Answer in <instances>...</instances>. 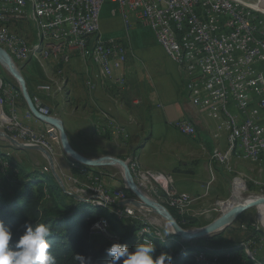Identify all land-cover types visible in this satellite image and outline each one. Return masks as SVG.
I'll return each instance as SVG.
<instances>
[{
    "label": "built area",
    "instance_id": "built-area-1",
    "mask_svg": "<svg viewBox=\"0 0 264 264\" xmlns=\"http://www.w3.org/2000/svg\"><path fill=\"white\" fill-rule=\"evenodd\" d=\"M39 1L41 19L48 28L46 41L49 58L54 60V0ZM62 1L63 60L71 52L83 58L89 56L96 68L95 77L111 78L123 87L125 80L122 70L127 62L126 49L118 42L95 38L100 30V13L107 0ZM114 1L125 31L128 32L138 23L149 29L166 58L176 64L184 79L190 105L208 119L219 118L209 133V139L217 142L211 151V161L222 165L228 173L233 160L259 165L264 163V11L241 0ZM19 8L17 0H0V16L6 19H21ZM0 40L14 44L15 52L23 56L24 63L32 59V50L25 51L12 39ZM7 55L12 59V54ZM90 78L87 77L86 86L93 88L94 83ZM31 100L39 114L49 116L50 110L42 106L36 96H31ZM5 105L10 107L8 121L11 127L5 128L9 135L21 144L37 145L51 151V143L18 120L14 96L7 85L0 86L1 109ZM25 118H30V112ZM103 120L118 137L125 138L123 129L114 121L106 116H103ZM173 127L184 137L195 135L194 126L187 120H176ZM48 136L52 139L56 137L52 131ZM222 140L225 142L223 148L218 145ZM127 164L133 180L145 187L152 197L162 194L167 204L179 212L191 204L192 201L186 196L169 193L165 183L163 186L160 181L164 179L161 174L141 171L134 159ZM78 173L85 182V190L92 194L88 198L90 204L108 209L126 200L121 190L109 193L89 170L80 168ZM122 207L121 211L114 212L118 220H126L133 215L131 206ZM108 228V222L99 218L91 234L99 232L109 236L113 242L117 238L108 234ZM135 237L137 243L165 240L150 225H142ZM241 246L246 247L244 244ZM244 254L249 259L248 264H263L251 257L247 249ZM193 258L202 264H210V261L215 264L218 261L217 256L208 258L202 253H194Z\"/></svg>",
    "mask_w": 264,
    "mask_h": 264
},
{
    "label": "crops",
    "instance_id": "crops-1",
    "mask_svg": "<svg viewBox=\"0 0 264 264\" xmlns=\"http://www.w3.org/2000/svg\"><path fill=\"white\" fill-rule=\"evenodd\" d=\"M104 10L106 11L104 17L108 21L103 22L95 38L105 42H118L126 49L127 62L122 70L126 86H119L111 78L94 79L96 68L92 65L89 56L83 58L78 53L71 52L66 60L40 61L41 59L36 56L37 50H35L32 56L39 60L28 59L20 66L28 92L31 96H36L42 106L63 122L67 141L83 157L91 159L112 156L126 163L134 159L138 162L141 171L151 174L152 172L160 173L170 192L171 189H175L179 193L190 196L199 195L207 184L200 179L203 174L196 171L200 164L204 163V158L200 159L199 150L203 148L204 151L207 150L210 153L217 145V142L209 139V133L219 118L208 119L190 105L184 88V79L180 76L178 67L163 55L161 47L157 45L149 29L138 23L126 32L114 0H109ZM60 74L66 76L62 85L58 82L61 79ZM89 76L93 77L92 81L95 84L93 88L86 86V79ZM59 97L63 102V97H66L65 102L68 105L74 103L65 120L57 110ZM14 102L17 118L25 126L43 137L50 135L51 131L54 132L51 127L49 128L32 116L29 119L25 118L29 111L23 99L15 97ZM9 115L8 105L3 106L2 109L0 107V126L8 122ZM103 116L111 119L123 129L124 139L108 128ZM179 119L189 121L195 128V135L186 137L183 141L191 145L189 148L168 138L173 123ZM50 142L57 146V142L51 138ZM91 142H97L100 145L104 142H112L114 145L103 148V150H109L108 153L106 151L97 152L99 148H96L94 153H87L86 151L91 149L88 143ZM155 144L164 149L156 151L153 148ZM218 145L223 148L225 142L222 140ZM30 152L36 151L14 150L12 146H6L1 153L9 159V162L16 160L23 167V162L27 161L26 158ZM54 159L56 162L57 159ZM205 159L204 169L206 171L209 167L212 180L214 182L219 180L220 183L225 181L216 175L213 176L212 165L208 163L207 157ZM60 160L62 170L66 172L74 170L72 162L64 158ZM1 162L4 161L0 160V164H3ZM213 166L216 174L226 171L216 162ZM111 168L115 166L91 168L89 172L99 174L101 178H108L118 184V181L108 172ZM177 168L181 169L175 170ZM21 170L26 173L28 169L21 168ZM8 172L10 173L11 170ZM225 184L224 189L228 187ZM185 186L188 190L187 188L180 190ZM194 198L198 199L201 196ZM108 211L109 213L116 212L112 207ZM128 220L130 219H126L125 222L130 223Z\"/></svg>",
    "mask_w": 264,
    "mask_h": 264
},
{
    "label": "rangeland",
    "instance_id": "rangeland-1",
    "mask_svg": "<svg viewBox=\"0 0 264 264\" xmlns=\"http://www.w3.org/2000/svg\"><path fill=\"white\" fill-rule=\"evenodd\" d=\"M241 1L246 4H250L254 7H259L261 10L264 11V0H241ZM108 2L109 0L106 1L100 13V17H99L100 30H101L103 22L108 21V19L104 17L106 15V11L104 10V8ZM26 17L27 18L21 17L22 19L14 18L13 20L9 21L10 22L8 24L9 29L11 31L13 30L14 33L16 32V34H18V36L23 38L26 42L33 43L34 41V44L37 45L38 41L36 37V25L33 19H31V15H27ZM162 53L164 55L163 51ZM32 58H35V57L32 56ZM21 65L22 63L15 62V66L22 76V73L20 72ZM95 75L96 74H94L93 76L94 79L97 78L95 77ZM0 77L1 79H4V81L2 80L4 84L6 83L8 85L9 83V85H11V88L16 93V97H18V99L21 100L22 96H21L17 82L14 81V79L9 75V73H7V71L1 64H0ZM65 77L66 76L64 74L59 75V78H61L58 81L60 82V85H62V81L63 79H65ZM93 77L91 76L90 78L91 81L93 80ZM125 86L126 85H124V87ZM63 100L64 102L62 101L61 97L57 99L58 101L57 110L60 112L63 120H65V118L66 119L68 118V115L70 114L71 108L72 106H74V103L69 104V105L66 104L65 102L66 97H63ZM170 130L171 131L168 133V138L170 140L179 142V144L182 145L183 147H186V148L191 147L189 143L183 142L186 137L179 134L175 128L171 127ZM0 131L8 136H11L9 135L8 131L3 126H0ZM54 135L56 137L53 140L57 142V146L53 145L50 142V138L48 135H45L43 137L44 140H46V142H49V144L51 143V146H52L51 151L47 150V152L52 157L53 172L51 171L50 164L47 161L46 157L38 151L30 152V154L26 158L27 161L23 162L24 163L23 167H21L16 160L15 161L12 160V162L15 163V166H11V165L9 166V164L1 162L3 163L1 164L2 172H7L8 170H11L12 177L13 175L15 177L16 174L24 175V173H22L21 168L23 169L26 168L28 169L27 172L25 173L26 175L33 173L36 176L37 173H39L41 176L42 174V176L47 177L49 181L53 182L54 184H58L61 190L66 195L71 197L66 200V203L72 208V207H75V205H77V203L79 202H85V203L88 202V198L92 194L85 190L84 188L85 182L82 176H80L78 172L76 173L74 170H71V172H66L65 170H62L60 159L64 158L69 161L70 159L63 153L62 149L60 148V144L57 138V133L55 131H54ZM112 145H114L112 142L111 143L104 142V143H101V145L98 144L97 142H91V143H88V146H90L91 149L86 152L94 153L96 152L95 151L96 148L100 149V150H97V152L99 153H102L104 151L109 152V150H103V148H106V146H108V148L113 147ZM6 146L10 147L9 143L0 139V153L3 151V149H5ZM153 148L156 149V151L158 152H159V149L161 150L164 149V147H161L160 145L157 146L156 144ZM13 149L17 150L15 148ZM199 151H200L199 152L200 159L202 160V158H204L203 162L205 163L206 162L205 158L207 157L208 163L212 165L213 176L216 175L217 177L224 179L225 181H223L224 183L222 181L220 183L219 180L214 182L212 180L213 177L211 175V170L209 169V167H207V170L205 171L204 163H201L198 169H196V171H199L201 174H203V176L200 177V179H203L204 183L207 182V184L203 187L202 191L199 194L201 198L195 199L194 197L195 196L199 197V195L190 196L188 194L179 193L175 189H171V192H170L166 185L168 192L171 193L172 195L173 194L183 195L192 201L191 204L183 210V212L182 211L179 212V210H177L175 207L173 208L170 207L167 204V202L164 200V196H162V194H158L157 196L152 197V195L149 193V191L145 187H143L139 182L135 181L139 190L144 194L146 198H148L150 201L156 202L157 204L165 208L168 211V213L172 216V218H174V220L176 217H178L184 225V228L183 227L181 228L187 231H194L195 229L203 228L211 224L221 214L222 208L227 209L234 205V203L236 202V200L234 199L235 195L241 197L242 199L252 198L254 196L264 197V163L259 165V164H255L251 162L233 160V162L229 166V171H230L229 173L226 171H222V172H219V174H216L213 168L214 167L213 163L215 162L211 161L210 159L211 151L210 153H208L207 150L204 151L203 148H200ZM101 157H104V156H101ZM54 158L57 159L56 162ZM75 165L80 166L78 164H75ZM180 169L181 168L179 169L177 168L175 170H180ZM108 172L112 174L113 178L118 181V184L113 183L112 181L108 180V178L106 179L105 177H102L103 178V181H102L101 175L94 174L95 176L99 178L98 182H100L101 186H103L109 193H112L113 191H116V190H121L124 194V199L126 200H132V199L137 200L136 196L126 188L125 183L122 178V171L119 167L115 166V168H111ZM157 174L160 175V173H157ZM15 179L17 178L15 177ZM160 181L162 185L164 186L163 184L164 179ZM224 184L228 185V187L225 188L228 192L223 188ZM184 188L185 189L187 188L188 190V187L186 186L181 187L180 190H183ZM230 198L232 200L230 201V204L227 207V205L225 204L227 201L230 200ZM48 204H49L48 202H45L44 205L48 206ZM131 208L133 210V215L128 217V219H130L128 221L130 222L131 225L136 224V223L137 224L139 223L140 226L150 225L152 227V230L156 229V231H158V233H160L162 236H164L165 233H169L168 224L165 221H163L159 216L155 215L154 213L150 214V213L141 212L135 207H131ZM107 210H109V208ZM261 216L264 217V208L260 210L256 206L254 208L248 209L242 212L241 214H239L238 216H236L234 218V222L230 226H228L222 232L218 233L221 236L219 244H218L221 249L230 250V249H233L238 244L240 246H239V249L235 251L237 254L230 253V254L225 255V257L215 255L217 256V260H218L217 262H215V264H240L242 262L248 264L249 259H247L246 255L244 254L245 249H247L248 253H250V256L251 257L253 256L254 259L257 258L261 261H264V227L261 222L262 220V218H260ZM92 236H94L93 244H92V251L94 250V252L98 248L107 244V242H112L109 239V236H104L99 232L92 233ZM167 236H170V234H168ZM173 240L178 243H182V241H180L178 237L176 236L174 237ZM241 244H244L246 247L245 248L242 247ZM198 245L207 246L209 244L202 242ZM158 250H159V253H158L159 255L161 253L160 248ZM209 263L214 264L211 261Z\"/></svg>",
    "mask_w": 264,
    "mask_h": 264
},
{
    "label": "trees",
    "instance_id": "trees-1",
    "mask_svg": "<svg viewBox=\"0 0 264 264\" xmlns=\"http://www.w3.org/2000/svg\"><path fill=\"white\" fill-rule=\"evenodd\" d=\"M0 160L9 166H15V163L9 162V159L2 153H0ZM74 167L76 173L79 168L91 171L81 165ZM22 173L24 172L22 171ZM13 177L11 172L3 173L0 164V221L11 228L14 239L24 231L26 224L35 226L37 223H47L52 229V235L48 238V242L51 245L50 252L56 258V264H78L75 258L77 254L91 257V264H105L111 259L107 255L106 249L112 243L127 244L130 250L137 243L135 234L142 227L139 223L127 224L126 220H118L114 212L109 213L107 209L90 203L79 202L71 208L66 203V200L71 197L66 195L58 184L49 181L42 174L40 176L37 173L35 176L33 173L27 175L24 173V175L16 174L17 179ZM45 202L49 203L48 206L44 205ZM112 208L116 211L123 209L117 204L112 205ZM99 218L108 222L109 235L115 236L117 239L107 242L94 252V250L92 251L94 236L91 234V229ZM175 220L184 228L178 217ZM174 237L166 236L164 241L152 240L156 248L153 254L154 259L160 248V252L172 256V264H202L194 260V253H202L208 258L215 255L225 257L230 253L235 254L240 246L238 244L230 250L221 249L218 245L220 234L182 243L174 241ZM202 242L209 245H198ZM259 261L264 264V261Z\"/></svg>",
    "mask_w": 264,
    "mask_h": 264
},
{
    "label": "water",
    "instance_id": "water-1",
    "mask_svg": "<svg viewBox=\"0 0 264 264\" xmlns=\"http://www.w3.org/2000/svg\"><path fill=\"white\" fill-rule=\"evenodd\" d=\"M0 64L5 68L7 73L17 82L19 86V90L22 96L23 101L27 104L28 111L39 122L44 123L49 128L51 127L53 131L57 133L58 142L60 144V148L62 149L63 153L70 159V162L73 164H78L86 168H102V167H111L116 166L119 167L122 171V178L125 183L126 188L133 193L137 200H125L119 203L120 206L129 205L131 207H135L141 212L155 214L159 216L163 221L168 224L169 233L172 236L178 237V239L182 242H192L194 240H199L203 238L212 237L215 234H218L225 230L228 226H230L234 222V218L241 214L242 212L254 208L258 205H264V197L263 196H254L251 201L245 204H237L234 207H230L227 209L221 210V214L209 225L195 229L194 231H187L181 228L179 223L172 218V216L168 213V211L157 204L154 201H150L148 198L144 196V194L139 190L137 184L133 180L128 164L125 161L117 159L115 157H99V158H91L88 159L83 157L79 153H77L67 141L66 133L64 130L63 122H61L57 117L53 116L51 113L49 116H42L38 113L34 103L31 100V94L28 92L26 87V82H24L21 74L17 70L15 66V62L12 61L9 55L6 54L2 49H0ZM0 139L4 140L5 142L9 143V146L17 150H34L38 151L43 154L47 161L50 164L51 171L53 172V162L52 157L49 153L42 148L41 146L37 145H24L17 142L11 136H8L0 131ZM229 201L226 202L225 205L227 207L230 204ZM89 203V202H86Z\"/></svg>",
    "mask_w": 264,
    "mask_h": 264
},
{
    "label": "clouds",
    "instance_id": "clouds-1",
    "mask_svg": "<svg viewBox=\"0 0 264 264\" xmlns=\"http://www.w3.org/2000/svg\"><path fill=\"white\" fill-rule=\"evenodd\" d=\"M51 235L52 229L47 223L26 224L14 239L11 228L0 221V264H56L48 242ZM155 251L152 240L135 243L132 250L127 244L114 242L106 249L111 259L105 264H172L168 253L161 252L154 259ZM75 258L78 264H91V257L77 254Z\"/></svg>",
    "mask_w": 264,
    "mask_h": 264
},
{
    "label": "bare ground",
    "instance_id": "bare-ground-1",
    "mask_svg": "<svg viewBox=\"0 0 264 264\" xmlns=\"http://www.w3.org/2000/svg\"><path fill=\"white\" fill-rule=\"evenodd\" d=\"M17 1H18V4L20 5V8H19V16L20 17L27 18L26 16L31 14V19H33V21L36 25V37H37L38 44L36 45L34 43H31V42H26L23 38L18 36V34L14 33L13 30H12L13 31L12 32L9 29V26H8V24L10 23L9 21H11L17 17H7V19H6L4 16H0V38L12 39L13 43H15L20 48H25V51L32 50V53H33L35 50H37L36 56L43 61H48V59H50L49 58V52H48V44L46 41V37L48 36V28L45 27V22L42 21V19H41V11L39 9L40 8V1L39 0H17ZM54 4H55V12H54L53 21H54V41H55V46H56V53H55L54 60L59 61V60L63 59V53H64V41L62 38L63 1L62 0H54ZM0 49H4V52H6V54H12V60L14 62L22 63V64L24 63L23 62V56H20L19 52H15V45L14 44H12V43L6 44L5 41L0 40ZM2 80L4 81V79H1V77H0V86H6L7 84L6 83L4 84V82H2ZM8 86H10V85L8 84L7 87ZM11 93L14 96V100H15L16 93L12 88H11ZM40 115H42V114H40ZM31 116L32 115L30 114V118H31ZM2 126L4 128L11 127L10 120L6 124L2 123ZM234 199L236 200V202L234 203V205L232 207H234L237 204H245L254 198L242 199L241 197L235 195ZM257 207L261 210L262 208H264V205H258ZM260 218H262L261 222H262V225L264 227V217L261 216Z\"/></svg>",
    "mask_w": 264,
    "mask_h": 264
}]
</instances>
